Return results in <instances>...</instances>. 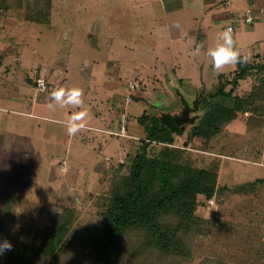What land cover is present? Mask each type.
<instances>
[{
    "label": "rangeland",
    "instance_id": "1",
    "mask_svg": "<svg viewBox=\"0 0 264 264\" xmlns=\"http://www.w3.org/2000/svg\"><path fill=\"white\" fill-rule=\"evenodd\" d=\"M148 1L151 7L138 0H0V193L16 198L0 241L22 232L29 239L63 208L75 211L78 231L99 225L95 202L109 189L107 167L134 153L135 144L126 139L144 136L138 117L180 107V94L190 107L198 100V109L168 149L182 151L180 162L215 169L217 182L212 198L197 199L195 213L205 222L191 256L172 264H264V72L250 71L238 81L233 94L250 103L218 134L204 140L192 129L204 112L199 98L219 81L206 49L230 23L248 63L264 61V18L250 8L255 20L246 24V0H229L228 6L218 0L216 16L196 1L189 7L184 0L172 14ZM168 24L183 38L173 32L172 39ZM197 44L204 47L194 55ZM235 69L221 74L230 81ZM130 83L136 84L132 90ZM58 86L81 88L83 104L55 105L50 93ZM79 110L88 113L86 127L69 136L63 121ZM122 114L127 138L110 134L118 131ZM164 149L153 143L148 152Z\"/></svg>",
    "mask_w": 264,
    "mask_h": 264
},
{
    "label": "trees",
    "instance_id": "2",
    "mask_svg": "<svg viewBox=\"0 0 264 264\" xmlns=\"http://www.w3.org/2000/svg\"><path fill=\"white\" fill-rule=\"evenodd\" d=\"M250 71L264 72V61L237 64L230 81L220 74L217 89L199 98L204 112L192 127L195 136L210 139L237 113L245 112V104L250 103L248 98L233 93L238 81ZM27 82L32 84L31 80ZM230 82L232 87L226 91ZM215 96L217 101L210 103L208 97ZM179 98L180 107L165 108L160 116L143 112L138 117L144 136L126 139L127 143L135 144L134 153H126L125 160L116 166L111 164L115 168L107 167L111 170L109 189L100 193L103 195L95 202L99 225L78 231L75 211L63 208L50 214L43 227L35 229L29 239H25L23 232L9 237L12 249L0 255V264H158L157 259L172 264L176 258L190 257L194 238L205 222L195 213L197 199L212 198L217 173L215 169L180 162L182 151L168 149L174 136L181 133L173 121L186 102L180 94ZM230 99L233 101L230 106L223 103ZM118 131L110 134L127 138L116 134ZM153 143L167 149L161 150L160 155H150L148 148ZM15 199L0 193V202L5 207L1 208V230L5 228L8 206Z\"/></svg>",
    "mask_w": 264,
    "mask_h": 264
},
{
    "label": "clouds",
    "instance_id": "3",
    "mask_svg": "<svg viewBox=\"0 0 264 264\" xmlns=\"http://www.w3.org/2000/svg\"><path fill=\"white\" fill-rule=\"evenodd\" d=\"M203 44L195 46L194 55L200 54ZM205 54L210 58L213 71L219 75L225 71L226 68L244 64L250 60L249 54H242L236 47L231 27H225L221 30L216 42L206 49ZM83 90L77 86L63 87L58 86L50 93V100L55 102V105L60 107L79 108L83 104ZM49 108H53L54 104L49 103ZM88 113L86 110L73 111L63 121L66 127L67 134L73 136L85 129ZM12 244L7 239L0 241V255L7 251H11Z\"/></svg>",
    "mask_w": 264,
    "mask_h": 264
},
{
    "label": "crops",
    "instance_id": "4",
    "mask_svg": "<svg viewBox=\"0 0 264 264\" xmlns=\"http://www.w3.org/2000/svg\"><path fill=\"white\" fill-rule=\"evenodd\" d=\"M104 1V0H103ZM133 1V0H131ZM158 1L157 4H160V8H156V10H163L165 14L167 13H176V10H178L179 8H183L182 6H185L184 5V0H156ZM188 3H185V4H188V6L192 7L194 5V3L192 1H196L197 4L199 5V9H202L203 8V11L206 10L208 13L210 12L211 14V11L214 12L212 9L215 8L217 5H218V0H187ZM225 1V2H224ZM224 3L228 5H230L229 3V0H223ZM150 1L148 0H138V5H142V6H145V7H151V5L149 4ZM156 4V6H157ZM133 5V4H132ZM225 6V5H224ZM245 11L248 10V9H253L252 13H257L258 15L262 16L264 18V0H246V5H245ZM262 7V9L260 8ZM250 9V10H251ZM160 10V11H161ZM145 12V11H144ZM235 11H231L229 12V14L232 16L234 14ZM217 14L219 13H212L211 15H214L216 16ZM228 25H231L230 23L227 24ZM178 26V24H177ZM170 24H168L167 26V29H168V32H169V36L173 39L174 37H178L180 39H182V35L179 33L180 31H178L176 29V27H174V30L176 29V32L173 31V30H170ZM173 32L176 34V36H173ZM233 32H234V27H233ZM232 32V33H233ZM198 33V36L202 35L200 33V29H199V32ZM174 34V35H175ZM184 40H185V37H184Z\"/></svg>",
    "mask_w": 264,
    "mask_h": 264
},
{
    "label": "water",
    "instance_id": "5",
    "mask_svg": "<svg viewBox=\"0 0 264 264\" xmlns=\"http://www.w3.org/2000/svg\"><path fill=\"white\" fill-rule=\"evenodd\" d=\"M197 109H198V100L194 102L193 108L190 107L188 103L184 102L180 114H178V116H176L173 119L174 124L177 126V128L179 127L181 130L184 129L186 123H192L195 120V116H190V113L196 111Z\"/></svg>",
    "mask_w": 264,
    "mask_h": 264
},
{
    "label": "built area",
    "instance_id": "6",
    "mask_svg": "<svg viewBox=\"0 0 264 264\" xmlns=\"http://www.w3.org/2000/svg\"><path fill=\"white\" fill-rule=\"evenodd\" d=\"M243 18H244V22L246 24H252V23H254V20H255V17L252 16L250 9H248L244 13ZM226 27H231L232 32H233V26L232 25H228ZM37 81H39V80H37ZM40 81H41V85H42L43 84V80H40ZM135 85L136 84H134V83H130L128 87H129L130 90H132V89L135 88ZM125 99H126V102H129L131 100L129 96L126 97ZM125 119H126L125 115H122V117H121V124H120V127H119V131L116 132V134H118L120 136H126V129H125V125H124Z\"/></svg>",
    "mask_w": 264,
    "mask_h": 264
},
{
    "label": "flooded vegetation",
    "instance_id": "7",
    "mask_svg": "<svg viewBox=\"0 0 264 264\" xmlns=\"http://www.w3.org/2000/svg\"><path fill=\"white\" fill-rule=\"evenodd\" d=\"M191 114V113H190Z\"/></svg>",
    "mask_w": 264,
    "mask_h": 264
}]
</instances>
